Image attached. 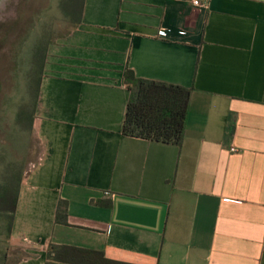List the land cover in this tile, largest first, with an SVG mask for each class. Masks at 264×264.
Listing matches in <instances>:
<instances>
[{"label":"crops","instance_id":"1","mask_svg":"<svg viewBox=\"0 0 264 264\" xmlns=\"http://www.w3.org/2000/svg\"><path fill=\"white\" fill-rule=\"evenodd\" d=\"M63 1L14 264H46L49 243L131 264H264V0ZM127 70L192 90L180 147L123 135Z\"/></svg>","mask_w":264,"mask_h":264},{"label":"trees","instance_id":"2","mask_svg":"<svg viewBox=\"0 0 264 264\" xmlns=\"http://www.w3.org/2000/svg\"><path fill=\"white\" fill-rule=\"evenodd\" d=\"M61 6L66 13L70 11L65 0ZM45 34L48 35L43 33L40 37H45ZM50 41L46 43L41 39L38 50L30 56L29 70L25 72V92L29 100L18 107L16 117L18 124L28 132L33 129ZM124 85L129 92V100L123 135L180 147L184 141L192 90L178 85L141 79L132 70L125 72ZM25 148L26 154L21 165L10 162L5 165V169H2L3 173L0 170V237H3L6 246L0 251V264H8L9 261V242L12 238L20 189L28 160L27 142ZM94 203L104 208L112 206L111 201ZM55 223L68 225V202L65 200H61L58 204ZM46 256V264H131L109 259L102 251L51 243L47 245Z\"/></svg>","mask_w":264,"mask_h":264},{"label":"rangeland","instance_id":"3","mask_svg":"<svg viewBox=\"0 0 264 264\" xmlns=\"http://www.w3.org/2000/svg\"><path fill=\"white\" fill-rule=\"evenodd\" d=\"M59 0H3L0 3V170L15 162L21 165L29 147L26 171L40 155V141L34 128L25 130L17 122L18 107L26 97L25 72L29 69L31 46L49 33V40L64 33L58 13ZM32 163V164H30ZM0 237V251L5 249ZM8 264H14L26 247L12 239Z\"/></svg>","mask_w":264,"mask_h":264},{"label":"built area","instance_id":"4","mask_svg":"<svg viewBox=\"0 0 264 264\" xmlns=\"http://www.w3.org/2000/svg\"><path fill=\"white\" fill-rule=\"evenodd\" d=\"M211 0H191L192 7L197 10L205 11L208 10L210 7ZM187 33L185 31H181L180 35L185 36ZM160 36L165 37V32H160ZM231 151L233 153L237 152L235 148H231Z\"/></svg>","mask_w":264,"mask_h":264},{"label":"flooded vegetation","instance_id":"5","mask_svg":"<svg viewBox=\"0 0 264 264\" xmlns=\"http://www.w3.org/2000/svg\"><path fill=\"white\" fill-rule=\"evenodd\" d=\"M45 37H43V38H41V37H38L37 39H35V41L33 42V45L31 46V55L35 52V51H37L38 50V48H39V46H40V43H41V39H43L44 40V42H48L49 41V37H50V35H49V33H48V35L46 36V34L44 35ZM29 70V69H28ZM27 71V70H26Z\"/></svg>","mask_w":264,"mask_h":264},{"label":"water","instance_id":"6","mask_svg":"<svg viewBox=\"0 0 264 264\" xmlns=\"http://www.w3.org/2000/svg\"><path fill=\"white\" fill-rule=\"evenodd\" d=\"M3 0H0V3L2 2Z\"/></svg>","mask_w":264,"mask_h":264}]
</instances>
